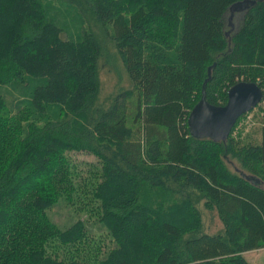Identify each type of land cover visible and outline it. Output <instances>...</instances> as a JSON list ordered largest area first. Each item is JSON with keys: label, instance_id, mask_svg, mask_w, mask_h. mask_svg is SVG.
I'll return each instance as SVG.
<instances>
[{"label": "trees", "instance_id": "16d2710c", "mask_svg": "<svg viewBox=\"0 0 264 264\" xmlns=\"http://www.w3.org/2000/svg\"><path fill=\"white\" fill-rule=\"evenodd\" d=\"M91 22L131 84L106 107ZM242 82L264 93V0H0V264H250L264 249V99L255 128L225 142L187 123L203 86L222 107ZM192 192L223 233L199 231Z\"/></svg>", "mask_w": 264, "mask_h": 264}, {"label": "rangeland", "instance_id": "374dc122", "mask_svg": "<svg viewBox=\"0 0 264 264\" xmlns=\"http://www.w3.org/2000/svg\"><path fill=\"white\" fill-rule=\"evenodd\" d=\"M55 9L59 11V15H58V11L56 10H54L53 13L57 15L59 20L62 21L63 19H65V16L68 13V11L66 9H60L57 6ZM241 16L242 13H235L231 23H229L228 13L225 17V33H226L227 41L229 43L228 45H230V40L234 32H236L240 27L239 24L241 22ZM65 20H67L68 23H70L69 22L70 18H66ZM91 26L101 48V56L99 58L98 66H97L98 81H99V92L97 96L98 105L101 107H106L107 104H109L116 97V95L130 90L131 84L123 69L121 60L116 52L115 45L111 40L109 33L103 27H101L96 23L91 22ZM255 113L251 114L252 118H259L261 116L259 110H256ZM242 122L243 120H241L237 124V127L240 126ZM252 122L254 123V125L256 124V121L254 119L252 120ZM258 122L259 121L257 120V123ZM253 128L255 127H252V129ZM82 159H84L86 163H91V162L95 163V161L91 157H83V156L75 155V160L77 162H81ZM227 166L231 172H235V173L241 172L238 169L239 165L234 160L233 161L228 160ZM191 202L193 203L194 208L197 210V212L200 215V219H201V227L199 230L200 232L207 234L223 233L224 227L221 221L219 220L217 214L215 212H208L204 208L203 205L204 202L197 193L192 192ZM54 214L55 215L53 219L56 220L55 222H57L58 225H65V223H68V218H75L74 216L73 217L69 216L70 212L68 211L67 207L65 206V202L63 201H61L60 204L57 207H55ZM79 216H83V215H78V217ZM99 239L102 241L101 245H103L104 248L111 247V244L109 243V238L103 231ZM256 257L258 259L254 261L255 264H264V252L257 253ZM247 258L248 261H250V258L246 257V259Z\"/></svg>", "mask_w": 264, "mask_h": 264}, {"label": "water", "instance_id": "95a60500", "mask_svg": "<svg viewBox=\"0 0 264 264\" xmlns=\"http://www.w3.org/2000/svg\"><path fill=\"white\" fill-rule=\"evenodd\" d=\"M256 1H244L232 5L228 9L229 23L235 13H244ZM210 78V70L208 79ZM208 79L204 82V86ZM203 86L200 101L191 110L188 117V128L192 138L210 140L215 143L225 142L231 135L237 121L254 111L263 101L264 93L254 83H239L227 92V102L222 107H215L206 102ZM244 179L254 186L259 182L243 175Z\"/></svg>", "mask_w": 264, "mask_h": 264}, {"label": "built area", "instance_id": "2783aa9c", "mask_svg": "<svg viewBox=\"0 0 264 264\" xmlns=\"http://www.w3.org/2000/svg\"><path fill=\"white\" fill-rule=\"evenodd\" d=\"M246 118V119H244ZM243 120L242 124L237 127V124ZM254 126V123L252 122L251 114H247L244 117H242L239 121H237L232 133L234 136H237L238 134H245L249 131L250 128Z\"/></svg>", "mask_w": 264, "mask_h": 264}, {"label": "crops", "instance_id": "0c3cea01", "mask_svg": "<svg viewBox=\"0 0 264 264\" xmlns=\"http://www.w3.org/2000/svg\"><path fill=\"white\" fill-rule=\"evenodd\" d=\"M238 173H239V172H238ZM215 234H216V233H215ZM262 250H264V249H262ZM262 250H254V251H250V252L245 253L243 256L245 257V259H246V257H249V258H250V261H248V258L246 259L248 263H250V264H255L254 261H255L256 259H258V258L256 257V254H257V253L264 252V251H262Z\"/></svg>", "mask_w": 264, "mask_h": 264}, {"label": "bare ground", "instance_id": "6f19581e", "mask_svg": "<svg viewBox=\"0 0 264 264\" xmlns=\"http://www.w3.org/2000/svg\"><path fill=\"white\" fill-rule=\"evenodd\" d=\"M243 175V174H242Z\"/></svg>", "mask_w": 264, "mask_h": 264}]
</instances>
